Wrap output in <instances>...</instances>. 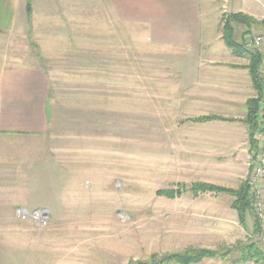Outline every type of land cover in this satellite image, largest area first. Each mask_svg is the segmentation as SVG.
I'll return each instance as SVG.
<instances>
[{
  "label": "rangeland",
  "instance_id": "obj_1",
  "mask_svg": "<svg viewBox=\"0 0 264 264\" xmlns=\"http://www.w3.org/2000/svg\"><path fill=\"white\" fill-rule=\"evenodd\" d=\"M31 2L28 29L39 51L27 47L28 41L23 46L5 37L0 38V50L9 65L11 58L25 59L28 53L44 57L51 115L45 135L8 144L0 177L14 180L19 173L25 177L24 185H18L23 191L14 181L6 182L8 194L22 195L32 209H47L49 223L78 227L72 232L73 264L144 262L152 255L173 253L174 246L219 253L203 261L235 259L226 251L253 237L251 219L243 228L237 217L220 215L226 222H216L204 208L191 214L193 197L188 189L194 181L225 185L230 181L235 186L237 180L199 165L202 153L176 152L162 142L174 143L176 125L183 121L170 118L177 115L176 103L159 98L164 45L153 40L152 24L147 30L137 24L127 35V28L114 23L115 11L108 0ZM102 2L105 7H100ZM242 2L254 17L264 18V0H168L165 16L194 23L195 10L198 17L221 18L237 12L234 8ZM132 74L134 81L129 79ZM200 108L213 110L210 105ZM251 161L243 167V181ZM65 178L70 184L64 199L59 186ZM176 184L187 187L181 198L170 201L156 195ZM208 199L202 195L196 202L207 204ZM231 221L240 227L233 230ZM261 230L255 240L264 252L262 224Z\"/></svg>",
  "mask_w": 264,
  "mask_h": 264
},
{
  "label": "crops",
  "instance_id": "obj_2",
  "mask_svg": "<svg viewBox=\"0 0 264 264\" xmlns=\"http://www.w3.org/2000/svg\"><path fill=\"white\" fill-rule=\"evenodd\" d=\"M165 1L168 0H108L106 4L112 7V12L113 9L115 11L114 19L118 21L113 20L114 23L117 25L121 23V26L128 29L125 32L127 35L133 33V28L137 24H143L144 30H147L146 25L152 24L154 29L150 32L153 33V40L163 42L164 47L161 48L160 54L165 59L160 61L159 69L163 78L161 77L157 85L160 90L159 98L176 103L177 115H171L170 118L185 122L177 123L175 142L166 140L162 141L163 144L176 152L202 153L203 163L199 165L217 169L226 178L237 180L235 186H230V181L225 185L215 180L194 181L192 184L201 182L236 189L243 181V167L245 168L251 161L248 130L241 122L246 115V102L256 97L245 68L248 59L235 56L225 47L220 17H198L199 14L195 10L194 23H179L177 17L165 16L167 12ZM80 2L79 6L82 5ZM48 5L50 7V1ZM100 7H105V3L102 2ZM237 7L234 8L238 10L237 12L244 13L256 21L264 20L250 14L246 3H239ZM213 11L216 13L218 10ZM245 31L243 27H235L236 40L244 41L247 46H251L252 34H245ZM115 32L112 31L113 38ZM55 36L47 35V39H56ZM1 37L16 39L23 46L25 41H28L27 47L34 50L31 47L28 29L26 0H0ZM62 37L71 39L70 35ZM34 45L37 47L35 51H39L38 44ZM259 50L264 51L262 48ZM39 55L44 63V57ZM10 63L11 65L7 56L3 57L0 50V176L3 175L1 164L7 160L8 144L45 135L49 130L51 115L49 105L51 82L45 65L39 62L36 53H28L25 59L21 56L13 57ZM134 76L135 74L129 76L130 81H134ZM201 105H210L213 110L207 112L200 108ZM206 116H217L233 121L204 123L193 121ZM216 123L223 125L216 129L209 127L210 124ZM227 124L230 126L227 127ZM167 133H163L162 136L164 134L167 136ZM4 176L0 177V264H73L72 232L78 227L71 224H56L52 221L49 223L51 212L49 213L47 209H32L27 206L22 195L8 194L10 189L5 185L6 182L14 181L13 185L17 186L15 188H19V184L25 183L24 175L19 173L14 180ZM69 184L70 180L68 182L65 178L59 186L62 187L64 199ZM23 189V186L19 188L20 191ZM183 194L173 200L181 198ZM191 195L193 197L191 214L197 215L194 210L204 208L216 222H226L219 218L220 215L237 217L231 207L232 199L226 195L208 192ZM202 195L209 196L207 204L196 202ZM225 198L228 200L223 202L222 199ZM17 208L26 211L45 210L48 214L47 226L41 228L31 221L18 220L15 216ZM235 224L232 221L230 223L233 230L240 227ZM181 250L182 248L178 246L170 248V252L173 253ZM196 264L229 262L205 260Z\"/></svg>",
  "mask_w": 264,
  "mask_h": 264
},
{
  "label": "trees",
  "instance_id": "obj_3",
  "mask_svg": "<svg viewBox=\"0 0 264 264\" xmlns=\"http://www.w3.org/2000/svg\"><path fill=\"white\" fill-rule=\"evenodd\" d=\"M32 11L31 0H26V15L29 19ZM222 41L227 49H229L235 56L245 57L248 59L246 65L249 74L252 88L256 93V97L249 99L246 104V115L241 120L248 130V138L250 145L251 160L255 158L257 150L256 136L260 130L261 117L263 112V97H264V77L262 75V67L264 64V52L258 48L247 46L244 41L238 42L236 40L235 27H243L246 29L245 34H250L252 31H258L259 28L264 27V20L256 21L254 18L241 13H228L222 15L220 19ZM264 29V28H263ZM31 47L37 50V47L31 43ZM36 58L40 63L43 59L38 53ZM196 123H204L209 121H233L217 116H206L193 120ZM250 168L248 169V172ZM187 191V187L183 184H177L172 188L161 189L156 192V195L165 199L173 200L180 197ZM188 191L191 194L198 193H215L223 194L232 199L231 207L236 212L238 223L247 228V219H251L253 237L246 242H239L233 248L227 250L226 254L236 255L235 259L229 261V264H264V252L260 248L258 238L262 234L261 224L256 219L252 209V193L251 186L247 179L242 181L236 189H228L217 185L206 183H194ZM258 236V237H257ZM219 253L207 249L190 248L184 251L168 253L164 256L158 257L156 255L150 256L147 261L134 262L129 264H196L204 259L218 256ZM222 257V256H221ZM225 258V257H223ZM226 259V258H225ZM228 262V260H226Z\"/></svg>",
  "mask_w": 264,
  "mask_h": 264
},
{
  "label": "built area",
  "instance_id": "obj_4",
  "mask_svg": "<svg viewBox=\"0 0 264 264\" xmlns=\"http://www.w3.org/2000/svg\"><path fill=\"white\" fill-rule=\"evenodd\" d=\"M251 46L264 50V30L254 31L251 38ZM264 77V66L262 67ZM263 112L261 117L260 130L256 136L257 150L255 158L250 166L248 181L252 193V209L256 219L262 224L264 229V98ZM15 216L20 221H31L38 227H46L48 223V214L45 210L26 211L21 208L15 209ZM254 264V263H249Z\"/></svg>",
  "mask_w": 264,
  "mask_h": 264
}]
</instances>
